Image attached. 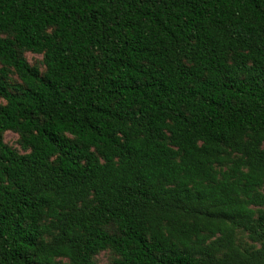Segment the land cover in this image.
<instances>
[{"label":"trees","instance_id":"obj_1","mask_svg":"<svg viewBox=\"0 0 264 264\" xmlns=\"http://www.w3.org/2000/svg\"><path fill=\"white\" fill-rule=\"evenodd\" d=\"M0 65V264H264V0H0Z\"/></svg>","mask_w":264,"mask_h":264},{"label":"rangeland","instance_id":"obj_2","mask_svg":"<svg viewBox=\"0 0 264 264\" xmlns=\"http://www.w3.org/2000/svg\"><path fill=\"white\" fill-rule=\"evenodd\" d=\"M26 58L28 62L31 65H37L41 70L44 69L43 64H42V56L33 54V53H26ZM1 67V65H0ZM11 81L16 83H19V79L15 75H11ZM5 101L0 98V104H4ZM4 140L7 144H9L12 148L18 150L20 153H24L25 151L23 150L21 144H20V136L18 133L8 131L4 134ZM115 258V254L112 251H104L99 253L96 257L95 260L99 264H111Z\"/></svg>","mask_w":264,"mask_h":264}]
</instances>
